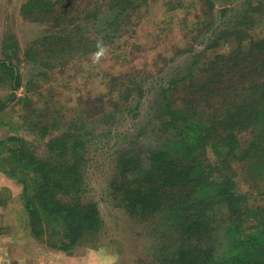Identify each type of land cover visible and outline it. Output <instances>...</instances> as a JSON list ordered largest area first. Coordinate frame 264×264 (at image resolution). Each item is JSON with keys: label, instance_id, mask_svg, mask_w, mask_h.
<instances>
[{"label": "rangeland", "instance_id": "obj_1", "mask_svg": "<svg viewBox=\"0 0 264 264\" xmlns=\"http://www.w3.org/2000/svg\"><path fill=\"white\" fill-rule=\"evenodd\" d=\"M26 1L0 0V60L9 59L20 75L19 87L13 89L0 67V102L8 100L0 110V172L10 175L13 169L16 177H23L17 159L47 158L50 141L63 133L81 134L86 198L96 202L100 224L94 233L69 244L68 251L52 249L75 259L82 256L84 264L97 259V264H112L113 257L115 264H165L164 257L180 243L175 234L167 236L164 214L162 219L130 210L118 189L115 156L123 147L143 154L163 142L154 108L164 99V86L186 74L190 64L202 65L217 53L231 52L240 42L264 39V0H139L137 8L120 17L124 24L115 35L98 33L100 22H87L84 13L76 15L78 10L65 17L66 23L73 20L67 27L57 25L55 11L28 13L22 7ZM83 2L93 7L91 0ZM248 6L260 11L248 12ZM59 31L72 39L73 44L65 46L78 49L53 58L43 48L38 57L49 62L42 65L24 54L45 35ZM86 34L90 42L82 46L79 38ZM98 41L107 50L93 63L96 48L87 52L83 48ZM182 90V85L174 88L171 97ZM249 136L244 132L241 138L246 141ZM208 155L214 159L210 148ZM234 168L237 189L246 194L248 204L264 203V180L248 179L245 164L235 162ZM33 175L26 174L27 182ZM31 194L28 185L26 193L10 202L14 212L21 209L27 220L34 207L29 204ZM43 228V237L29 230L37 249L50 248ZM214 237L222 242L219 233Z\"/></svg>", "mask_w": 264, "mask_h": 264}, {"label": "trees", "instance_id": "obj_2", "mask_svg": "<svg viewBox=\"0 0 264 264\" xmlns=\"http://www.w3.org/2000/svg\"><path fill=\"white\" fill-rule=\"evenodd\" d=\"M83 1L27 0L22 7L41 15L55 11L57 25H64L65 17L78 10L76 15L84 13L87 22H100L98 33L115 35L124 24L120 17L140 5L139 0H91L90 7ZM259 11L248 6V12ZM89 40L88 34L83 35L79 44L88 45ZM71 41L62 31L53 32L24 54L42 65L49 61H42L38 52L44 48L48 56L57 58L78 49L65 46ZM96 45L83 48L84 52ZM0 67L17 89L16 65L1 59ZM179 85L182 93L172 98L171 91ZM164 87V99L154 108L163 142L143 154L123 147L115 156L124 201L138 215L162 219L165 215L167 236L175 234L180 243L170 248L165 264H264V203L248 204L246 194L237 189L234 168L240 162L248 179L264 180V39L240 42L231 52L217 53L202 65L194 62L186 74ZM7 102H0V110ZM244 132L250 133L246 141L241 138ZM83 143L81 134L63 133L48 144L47 158L32 155L23 159L26 162L16 160L23 166V177H16L13 169L8 172L23 185V193L28 185L31 188L29 204L34 207L28 228L35 237H43L45 226L50 248L68 251L100 224L96 202L86 198ZM28 172L34 174L29 184ZM217 233L222 242L214 237Z\"/></svg>", "mask_w": 264, "mask_h": 264}, {"label": "crops", "instance_id": "obj_3", "mask_svg": "<svg viewBox=\"0 0 264 264\" xmlns=\"http://www.w3.org/2000/svg\"><path fill=\"white\" fill-rule=\"evenodd\" d=\"M22 191L23 186L16 178L0 172V264H56V259L59 264H72L73 260L74 264H84L82 256L75 259L52 248H36L38 244L29 234L22 210L14 212L10 206Z\"/></svg>", "mask_w": 264, "mask_h": 264}, {"label": "clouds", "instance_id": "obj_4", "mask_svg": "<svg viewBox=\"0 0 264 264\" xmlns=\"http://www.w3.org/2000/svg\"><path fill=\"white\" fill-rule=\"evenodd\" d=\"M106 50V46L103 45L102 41H98L96 45V50L92 54L93 63H98L101 57L105 54ZM112 264H115V257H113Z\"/></svg>", "mask_w": 264, "mask_h": 264}]
</instances>
